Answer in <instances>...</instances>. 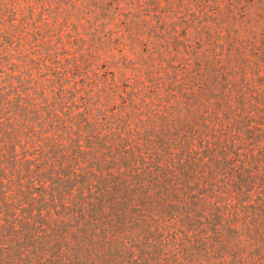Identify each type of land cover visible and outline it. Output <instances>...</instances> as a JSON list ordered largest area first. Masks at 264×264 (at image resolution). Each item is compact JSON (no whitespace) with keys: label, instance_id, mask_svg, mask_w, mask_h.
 <instances>
[{"label":"trees","instance_id":"16d2710c","mask_svg":"<svg viewBox=\"0 0 264 264\" xmlns=\"http://www.w3.org/2000/svg\"><path fill=\"white\" fill-rule=\"evenodd\" d=\"M239 1L0 0V264H264Z\"/></svg>","mask_w":264,"mask_h":264},{"label":"rangeland","instance_id":"374dc122","mask_svg":"<svg viewBox=\"0 0 264 264\" xmlns=\"http://www.w3.org/2000/svg\"><path fill=\"white\" fill-rule=\"evenodd\" d=\"M218 1L223 7H225L227 1H231V0H218ZM239 2L241 3L242 6H244V5H252L253 6V8L251 9V12L253 13V17L251 16V18H253V21H255L254 18H256L255 17L256 13H257V15L262 14V12L259 11V9L261 7L264 8V0H240ZM257 20H259V19H257ZM15 244L18 245L21 243H15ZM3 245L8 246V245H10V243H3Z\"/></svg>","mask_w":264,"mask_h":264}]
</instances>
